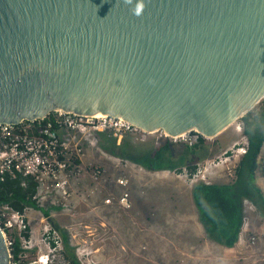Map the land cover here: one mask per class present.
<instances>
[{
    "label": "water",
    "instance_id": "95a60500",
    "mask_svg": "<svg viewBox=\"0 0 264 264\" xmlns=\"http://www.w3.org/2000/svg\"><path fill=\"white\" fill-rule=\"evenodd\" d=\"M263 99L264 0H0V124L62 110L209 140Z\"/></svg>",
    "mask_w": 264,
    "mask_h": 264
},
{
    "label": "rangeland",
    "instance_id": "374dc122",
    "mask_svg": "<svg viewBox=\"0 0 264 264\" xmlns=\"http://www.w3.org/2000/svg\"><path fill=\"white\" fill-rule=\"evenodd\" d=\"M236 126L230 128L223 135L215 138V140H207L206 147L209 152L205 149L203 153L206 155L210 153L211 155L205 156V159L200 160L198 167L204 165L206 162L224 157L225 153L231 148L241 145V143L247 140L244 136V131H238ZM133 137L135 138H130L129 140L133 144L143 147L156 146L160 138L159 134L147 136L138 134L133 135ZM119 140L117 144L127 145L128 136L120 137ZM219 142L223 148L236 143L222 153L219 147H217V143L219 144ZM85 146L87 145L85 144ZM104 153L100 152L96 147L93 152L90 151V155L86 158L85 162H93L94 165L97 164L99 166L104 165V174L94 181L84 182L85 180L82 179L80 182L76 181L75 187L78 197L66 209L62 210L52 207L49 220L47 219L48 216L44 213L45 210L49 209V206L36 207L31 212L32 228L33 230H37L38 233L35 237V246L27 254L26 259L36 261L46 255L47 247L38 243V240L41 239V235L39 234L41 219L45 216L46 220L58 230L62 239V231L68 232L73 244L72 246L76 249L78 256L84 252L81 260H86V264H172L165 259V256H174L176 250L172 244L164 239L170 240V238H173V240L178 241L176 237L172 236L179 237V234L174 229H168L162 220H176L177 223L173 224L176 226L179 216L184 210L189 211V208H191L190 211L192 213L195 212L199 215L192 191L187 189V186L185 187L181 181L172 178L163 180L164 182L154 178L152 182H148L145 179L131 180L127 167H122L125 170L123 173L120 170L121 168L116 167V163L119 161L108 157V152L104 151ZM261 162L262 164L264 162V153L262 154ZM235 163L215 167L210 171L208 180L212 183H227L231 181L232 178L226 169L228 166L234 167ZM260 175H262V172L258 174L257 181L263 186L264 179H261ZM122 176L130 179L127 187L117 184V179ZM187 184L190 188L193 187L190 182H187ZM112 190L116 192V198L126 196L128 199H131L133 208L128 210V215L125 214L126 212L121 211L122 217H118L117 208L105 205L101 207V210L99 208V210L93 211V204L97 202L104 203L105 198L108 195H112ZM167 207L172 208L174 213L171 212L168 217H165L164 211ZM95 213H98V215ZM249 214L247 212V220L249 222L253 221L251 233L249 235L248 226H246L243 234L244 241L238 243L237 250L232 255L233 257L223 261L208 260L205 259V256L200 255L194 259L186 260L188 263L184 264H264V219L258 218L260 217L258 214L253 215V217ZM101 219L110 222L113 230L112 227L108 228L106 225V227L104 226L105 228H102ZM201 227L203 228L202 224ZM178 231L182 234L183 230L179 227ZM193 233V230L190 232L183 231V235ZM252 238L256 239V244H251ZM245 241L247 242L246 244ZM206 242L207 240H205ZM202 243L203 241L199 244L198 248ZM208 243L212 244L214 242ZM62 251L59 250L56 254V262L54 264H67L63 258ZM191 252L193 251L191 250ZM196 252H201V249L200 251L197 249ZM174 258L175 260L180 259L177 256Z\"/></svg>",
    "mask_w": 264,
    "mask_h": 264
},
{
    "label": "built area",
    "instance_id": "2783aa9c",
    "mask_svg": "<svg viewBox=\"0 0 264 264\" xmlns=\"http://www.w3.org/2000/svg\"><path fill=\"white\" fill-rule=\"evenodd\" d=\"M33 123L39 125L42 133L39 136L26 135L21 139H15L19 131L18 126L0 124V182L4 180L3 173L5 172L13 178L19 175L22 176V185L25 187L29 185L30 181L34 182L36 193L33 196V201L36 202L38 208L47 207L48 205L56 209H66L78 197L75 187L76 181L80 182L81 179L85 180L84 182L93 181L103 176L104 167L94 165V163H86L87 152L81 148V144L85 141H89L90 145L94 144L92 136L98 131H108L115 137H122L126 134H139L141 136L159 134L160 138H169L173 143L194 144L199 138V135L194 132L178 137H169L162 132L148 133L122 118L106 115L81 116L62 110L55 111L48 117ZM59 128H66L79 133L82 135V142L78 141L74 144L63 142L58 133ZM237 130L240 132L243 130L241 122L237 124ZM247 151L248 142L246 140L241 145H236L227 151L224 157L206 162L198 167L193 174L187 169H184L180 174H183L186 182H190L192 185L198 182L210 184L212 183L208 180L210 171L215 167L227 166L237 162ZM114 160L119 161L116 163V167L121 168L120 170H123L122 167L124 166L127 169L131 168L125 160L118 158H114ZM226 171L231 178L234 176V167L228 166ZM261 172L264 176V162ZM262 175L260 177L264 179ZM117 183L122 187H127L130 180L122 176L117 179ZM114 199L122 208H132V204L126 196L116 198L113 195L105 202L106 204H113ZM34 209V207H27L24 212H18L10 207H5L0 210V224L6 231L11 252L15 243V235L19 236L26 250L31 251L34 248L35 237L38 233L37 230H33L31 224V212ZM49 218L50 216L47 217L48 220ZM248 224L249 221L245 217L240 242L244 241L243 234ZM39 234L41 239L38 240V243L47 247L46 255L36 261H25L27 254L21 255L20 260L17 261H14L12 256L11 264H54L56 262V254L59 250L64 249V242L58 230L46 220L45 216L41 219ZM251 244H256L255 238L251 239ZM82 254L84 252L79 254V260L82 264H86V260H81Z\"/></svg>",
    "mask_w": 264,
    "mask_h": 264
},
{
    "label": "trees",
    "instance_id": "16d2710c",
    "mask_svg": "<svg viewBox=\"0 0 264 264\" xmlns=\"http://www.w3.org/2000/svg\"><path fill=\"white\" fill-rule=\"evenodd\" d=\"M243 124L244 136L248 142V151L234 166V176L227 183L198 182L192 187V194L199 210L198 219L202 224L206 236L228 248L235 247L240 242L244 225V202L249 200L264 218V189L257 181L261 173V152L264 147V99L257 107L246 114L240 121ZM15 139L27 136H39L42 131L37 123L25 122L18 126ZM100 133V134H99ZM101 137V147L111 155L130 159L145 166L148 170H169L181 173L187 169L193 174L198 169V163L207 155L203 153L207 146V139L199 136L194 144L173 143L169 138H159L156 146H137L130 141L117 144L120 137H115L108 131H98ZM100 138V139H101ZM105 140V141H104ZM205 159V158H204ZM4 180L0 182V210L10 207L15 211L24 212L27 207H37L33 196L36 184L29 182L23 186L22 176L13 178L9 173H3ZM48 206V205H47ZM49 206L45 215L49 216L54 208ZM63 258L67 264H81L77 251L72 246L68 232L63 230ZM30 251L23 247L19 236L15 235L12 249L13 260H20V256ZM29 261L28 258L24 259Z\"/></svg>",
    "mask_w": 264,
    "mask_h": 264
},
{
    "label": "crops",
    "instance_id": "0c3cea01",
    "mask_svg": "<svg viewBox=\"0 0 264 264\" xmlns=\"http://www.w3.org/2000/svg\"><path fill=\"white\" fill-rule=\"evenodd\" d=\"M236 132H238V131L236 130ZM58 133H59L62 141L65 142V143L74 144V143H76L78 141L82 142V140H81L82 135H80L77 132H73V131L68 130L66 128H59ZM97 133H95L94 136H92L93 141L95 143L94 145L91 146L89 144V141H85V142H83L81 144V148L84 149V151L87 152L85 160H86L87 157H89L90 151L93 152L95 150V147H96V149H98L102 153H104V151H105L101 147V144H100V141L102 140L101 137L104 138V136H98ZM123 136H128L131 139L135 138V137H133V135H130V134H126V135H123ZM209 140H215V139H209ZM235 143H233L232 145H229L226 148L225 147L223 148L221 143L219 142V144L217 143V147H219V150L223 153L226 150H228L229 148H231ZM85 144L87 146H85ZM105 152L107 153V151H105ZM263 153H264V147H263V150H262L261 155H260L261 157H262ZM107 154H108V157H110V158H118L120 160H125L126 163H128L129 166H131V168L127 169V170H129V173L131 175V180H133V179H136V180L145 179L148 182L149 181L152 182L154 179H159V180H161V182H164L163 180H168V179L172 178V179L181 181L185 185V187L187 186L186 187L187 189L192 191V187L190 188L188 186V184H187V182H186V180L184 178L185 176L183 174H180V173H177V172H173V171H169V170H148L145 166L137 164L136 162H134V161H132L130 159H127V158H124V157H121V156L111 155L110 153H107ZM210 155L211 154L208 153L207 157L210 156ZM90 163H93V162H90ZM103 167H104V165H103ZM104 170H105V167H104ZM122 171L124 173V170H122ZM263 186H264V184H263ZM263 186L261 185V187L264 189ZM111 194L112 195H108L105 199L107 200L109 197H112L113 195L117 196L116 192H113V190H112ZM129 200H130V202H131V204L133 206V203H132L131 199H129ZM105 201H104V203H98V202L94 203L93 204V208H92L93 211H96L97 209L99 210V208L101 210V207H104V205L105 206H110V207L113 206V207L117 208V210H118L117 211V216L118 217H122V212H126L125 214L128 215L127 214L128 210L133 208L132 207L130 209H124V208H122L120 205H118L115 202V199H114V203L113 204H106ZM190 209L191 208H189V211L188 210H184L182 212V214L178 218L179 221H178V224L176 226L173 225V224L177 223L176 220H166V219L162 220L163 224H165L168 229H174L179 234V237H177L175 235L172 236V237H176L178 239V241L177 240H173V238H170V240L164 239V240L168 241L170 244H172L175 247L174 249L176 250V254L174 256H168L167 255V256H165V259L170 261L172 264H184V263H188V261H186V260L194 259V258H196L197 256H200V255L205 256V259H208V260L213 259V260H223V261L228 260L230 257H233L232 255L237 250L238 244L235 247H233V248H228V247H224V246H222V245L210 240L206 236L203 228L201 227V224H199L200 222H199V219H198V214H196L195 212L192 213V211H190ZM244 210H245V217H247L246 216L247 212H249L250 213L249 215L252 216V217H253V215L258 214L260 216L258 218H263L260 215V213L257 211V209H255V207L253 206V204L249 200H245V202H244ZM171 212H173L172 208L167 207L165 209V211H164L165 217H168V215L171 214ZM95 214L98 215V213H95ZM101 222H102L101 223L102 228H105L106 226L108 228L112 227L111 223L107 222L105 219H101ZM179 227L185 232H190L191 230H193L194 233L193 234H188V235H183V231H182V234H180L179 231H178ZM252 227H253V221H250L249 224H248V233H249V235L251 233V228ZM112 230H113V227H112ZM204 239L207 240L206 243H205ZM202 241H203V243L198 248L199 244ZM178 242H179V244H178ZM208 242H214V243L210 244ZM197 249L199 251L201 249V252L197 253L196 252ZM191 250L193 252H191ZM175 256L179 257L180 259L175 260V258H174ZM184 260H185V262H184Z\"/></svg>",
    "mask_w": 264,
    "mask_h": 264
}]
</instances>
